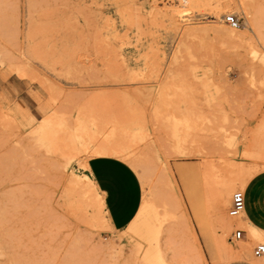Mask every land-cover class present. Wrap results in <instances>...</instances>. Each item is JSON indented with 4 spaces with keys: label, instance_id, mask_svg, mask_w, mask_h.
<instances>
[{
    "label": "rangeland",
    "instance_id": "1",
    "mask_svg": "<svg viewBox=\"0 0 264 264\" xmlns=\"http://www.w3.org/2000/svg\"><path fill=\"white\" fill-rule=\"evenodd\" d=\"M189 1L0 0V264H264L254 255L264 237L240 254L244 240L231 239L241 228L228 219L232 195L245 192L234 163L264 170V0L258 20L244 0ZM230 14L243 39L227 37ZM77 117L95 132L86 152L109 142L141 163L142 203L164 218L150 241L159 249L122 240L98 204L90 224L62 194L54 145ZM44 120L53 131L39 141L29 132ZM90 159L69 170L83 177Z\"/></svg>",
    "mask_w": 264,
    "mask_h": 264
},
{
    "label": "bare ground",
    "instance_id": "2",
    "mask_svg": "<svg viewBox=\"0 0 264 264\" xmlns=\"http://www.w3.org/2000/svg\"><path fill=\"white\" fill-rule=\"evenodd\" d=\"M261 1L262 0H244L245 13L247 14V16L251 15L250 16L251 20L253 18L255 19V17H256V20H258V17L261 16L259 13V9H260V11H262ZM190 2L193 5H197V4H200L202 1L201 0H190L189 3ZM231 2L232 1H226L223 4H220L219 8H221L223 10H228L232 4ZM252 10L255 11V14H256L255 17L252 16ZM183 18H185V20L189 19L188 17H184V16H183ZM187 23L189 24V22H187ZM218 29L215 30V32H217ZM232 29H234V28H232ZM201 30L203 32H208V27L201 28ZM226 31H227L226 32L227 37H229V38H242L243 39V37H244V34H243L244 32L242 33L240 30L236 31V29H234V30H226ZM76 121H77V127L75 129L73 128V130H70L68 133H66L67 132L66 129H63V131L65 130V133L62 131L64 133L63 135L65 137L63 138V135L61 137H59L60 139L58 141H56V145H54L56 147L55 150H56L57 156L59 158H61V161H59L57 163L58 165L56 164V166L61 171L62 177L61 176H59V177L62 180L61 181L62 186H63V193L62 194H64L65 198H67V200H69L70 203H74V202L77 203L79 209H82L81 211H83L85 213V218H87V220L90 221V222L88 221L90 224L95 222L96 214H95L94 208H95V205L98 204L99 207L101 208V210L105 213V216L107 218L109 226L114 230L109 218L107 217L108 214L105 210V204H104V201L102 198L103 195H101V193L99 192L98 187H97V185L93 179V176H92L90 169H89L88 161H85V163H84L85 164L84 168L86 169L85 174L83 173L84 179H83V177H81V175L80 176L77 175L75 173V171L72 172L69 170L71 163L75 158L77 159V157H80L82 154H85V153L89 154V156L91 158H94V157L118 158V159L124 161L125 163H127L129 166H131L132 169H134V171H137V172H139V170L141 169V163L137 159L134 158L132 153H129L128 151L124 150L123 148H120L119 146H116V145L111 144L109 142L103 143V144L96 146V147H93L88 152H86V149H87L89 143L94 140L95 132H93V133L88 132V122H87L88 120L84 121V120H82V118L77 117ZM51 122L52 121H50V120H44L41 122L39 127H37L35 130H32L29 133L31 135H33V134L36 135V137L40 141V140H42V138H43L42 136L44 134H46L50 130L53 131V129H51L52 125H53ZM135 132L136 133L133 136L134 139L137 138V136L139 135L137 130H135ZM57 139H58V137H57ZM216 145H217V143H216ZM245 165L246 164L243 161H240V162L238 161V163H234V167H237L236 172H238V174L240 175V177H239L240 181L242 179V181L244 183V185L241 187V190H243V191H245L248 184L256 178V176L260 173V171L261 172L264 171L262 169L260 171H258L259 169L256 170L257 168L256 169L254 168V171H250L247 167H245ZM59 166H60V168H59ZM85 183L89 184L91 186V188H93L94 191H96V193H98V195L100 197L97 200H96V198H94L95 199L94 200L91 197L92 193L89 194L88 193L89 191L88 192L86 191L89 189L84 187ZM237 184H238L237 179H233V178L228 179L223 184L221 194L219 197V201H218V215L219 216H220V214H221V216L225 215V214H222L221 211L224 212L225 208L228 207L227 205L230 202L231 195H232V193H234L233 191L235 189H237ZM84 188H86V190ZM240 192H242V191H240ZM243 193H245V192H243ZM233 195H232V197H233ZM96 196H97V194H96ZM72 199H74L75 201L71 202ZM69 202H68V204H69ZM231 202H232V199H231ZM250 206H251V209H252L253 213L255 214V216L260 221L264 222V218L261 214V211L263 210V207H264V180H262L261 182L256 184L254 186V188L252 189V192L250 195ZM97 210H99L98 207H97ZM78 212H79V210L77 211V213ZM181 212H182L181 215L184 217L185 216L184 210H182ZM84 213L82 214V212L81 213L79 212L78 214L81 216V214L84 215ZM157 213H155V211L151 207L146 206L145 202L141 203L140 209H139L137 215L135 216V218L125 228L118 230V232H120L122 235L121 239L132 241V239H134L135 237L144 238L147 241L146 242L144 240V243L147 244V245H145L147 251H151V249L153 247H155V249H159L158 243H156V244L150 243V241L157 242L159 240L158 238L161 235V230H162L161 225H162V221L164 222V218H162L163 219L162 220L160 218L161 216L159 217L158 216L159 214L157 215ZM70 214H72V212H70ZM143 214H148V220L141 224L139 222V220H140L141 216H143ZM243 215H244V213L238 217H231L229 215L230 217L228 219H230V224L232 226H234V225L239 226L241 229L247 231V241L251 242V244L259 243L260 241H262V238L264 237V231H262L259 227L255 226L254 224L250 223L246 218H245L246 220L243 221V218H244ZM73 217H75V216H73ZM173 218H175V217H173ZM176 218L178 219V217H176ZM176 218H175V220H176ZM82 219L83 218H81V220ZM82 222L83 221H81V223ZM119 242H120V239H119ZM241 242H242V240H241ZM242 243H243V245H241L242 248H241L240 254L243 251L249 252L250 250H247L249 247H245V246H247V245L250 246L251 244L249 243V244L245 245L246 244L245 241H243ZM107 246L110 247L109 249L115 248L113 246V243H110V242L107 243ZM229 254H230L229 259L232 261L235 259H241V257L239 256V252H234V251H232V249L229 250ZM225 261L228 262V259H225ZM182 264H184V263H182Z\"/></svg>",
    "mask_w": 264,
    "mask_h": 264
},
{
    "label": "crops",
    "instance_id": "3",
    "mask_svg": "<svg viewBox=\"0 0 264 264\" xmlns=\"http://www.w3.org/2000/svg\"><path fill=\"white\" fill-rule=\"evenodd\" d=\"M20 103L22 106H17L15 110L27 117L23 112V109L27 107L22 100ZM88 165L98 190L103 195L107 217L114 230L118 231L125 228L137 215L143 200L137 173L127 163L114 157H94L88 161ZM262 180H264V175L255 178L246 187V209L243 221L247 219L264 231V222L255 216L250 206L252 189ZM248 207L251 213H248ZM261 214L264 218V207ZM242 240L247 241V231L244 232ZM249 259L252 262L237 260L232 264H258L257 260L251 257Z\"/></svg>",
    "mask_w": 264,
    "mask_h": 264
},
{
    "label": "built area",
    "instance_id": "4",
    "mask_svg": "<svg viewBox=\"0 0 264 264\" xmlns=\"http://www.w3.org/2000/svg\"><path fill=\"white\" fill-rule=\"evenodd\" d=\"M224 21L227 25L231 26L234 29H238L241 26L240 20L235 15H226L224 18ZM240 194L241 198H237V194ZM246 209V193L243 192H235L232 197L231 206L229 208V215L231 217H238L245 213ZM244 230L243 229H237L233 236L231 241H240L244 237ZM254 255L256 258L262 260L264 262V244H259L254 249Z\"/></svg>",
    "mask_w": 264,
    "mask_h": 264
},
{
    "label": "snow or ice",
    "instance_id": "5",
    "mask_svg": "<svg viewBox=\"0 0 264 264\" xmlns=\"http://www.w3.org/2000/svg\"><path fill=\"white\" fill-rule=\"evenodd\" d=\"M237 198H238V199L241 198L239 193L237 194Z\"/></svg>",
    "mask_w": 264,
    "mask_h": 264
}]
</instances>
